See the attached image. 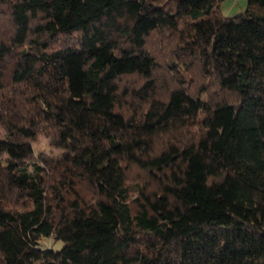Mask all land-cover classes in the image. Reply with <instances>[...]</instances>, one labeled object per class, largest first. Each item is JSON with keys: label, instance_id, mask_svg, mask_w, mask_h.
<instances>
[{"label": "trees", "instance_id": "obj_1", "mask_svg": "<svg viewBox=\"0 0 264 264\" xmlns=\"http://www.w3.org/2000/svg\"><path fill=\"white\" fill-rule=\"evenodd\" d=\"M222 1L0 0V264H264V0Z\"/></svg>", "mask_w": 264, "mask_h": 264}, {"label": "rangeland", "instance_id": "obj_2", "mask_svg": "<svg viewBox=\"0 0 264 264\" xmlns=\"http://www.w3.org/2000/svg\"><path fill=\"white\" fill-rule=\"evenodd\" d=\"M248 0H223L219 5L220 13L224 16H234L243 12L247 7ZM0 136H2V129L0 128ZM35 155L39 153H46L48 155L57 154L61 150L57 148H53L49 144V140L47 137L40 135L38 138L32 143ZM46 242V245L50 244V241Z\"/></svg>", "mask_w": 264, "mask_h": 264}]
</instances>
